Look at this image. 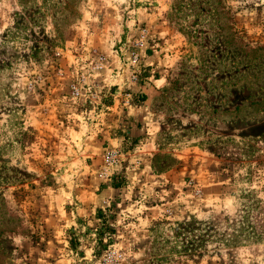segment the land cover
<instances>
[{
    "label": "rangeland",
    "instance_id": "rangeland-1",
    "mask_svg": "<svg viewBox=\"0 0 264 264\" xmlns=\"http://www.w3.org/2000/svg\"><path fill=\"white\" fill-rule=\"evenodd\" d=\"M0 264H264V0H0Z\"/></svg>",
    "mask_w": 264,
    "mask_h": 264
},
{
    "label": "built area",
    "instance_id": "built-area-1",
    "mask_svg": "<svg viewBox=\"0 0 264 264\" xmlns=\"http://www.w3.org/2000/svg\"><path fill=\"white\" fill-rule=\"evenodd\" d=\"M139 45H140L139 42L134 43V46H135V47H136V46L138 47ZM132 56H133V63H135L134 66L137 68V66H138L139 63H140V55L134 52ZM137 73H138L137 70H136L135 72H133V77H132V78H133V81H134V82H136V81L139 80L138 76L136 75ZM128 97L131 98V95L128 94ZM129 102H131V100L128 101V103H129ZM119 157H120V153H119L118 151H110V152L107 153L106 158H105V161H106L108 164H114L115 162H118Z\"/></svg>",
    "mask_w": 264,
    "mask_h": 264
}]
</instances>
